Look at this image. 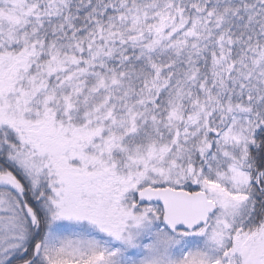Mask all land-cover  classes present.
<instances>
[{
	"label": "snow or ice",
	"instance_id": "1",
	"mask_svg": "<svg viewBox=\"0 0 264 264\" xmlns=\"http://www.w3.org/2000/svg\"><path fill=\"white\" fill-rule=\"evenodd\" d=\"M0 264H264V0H0Z\"/></svg>",
	"mask_w": 264,
	"mask_h": 264
}]
</instances>
